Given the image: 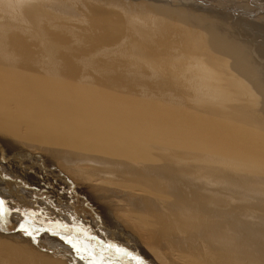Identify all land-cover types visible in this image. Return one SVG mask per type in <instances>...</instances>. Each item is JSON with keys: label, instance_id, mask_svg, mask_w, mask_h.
Listing matches in <instances>:
<instances>
[{"label": "rangeland", "instance_id": "1", "mask_svg": "<svg viewBox=\"0 0 264 264\" xmlns=\"http://www.w3.org/2000/svg\"><path fill=\"white\" fill-rule=\"evenodd\" d=\"M201 1L205 8L220 2ZM104 2L112 19L133 29L147 25L134 10L158 4ZM219 5L230 33L264 68V0ZM91 10L79 0H0V37L10 42L2 53L10 81L0 89V263L228 264L224 256L240 254L264 262V208L223 209L205 195L198 164L203 147L189 141L203 118L190 119L185 109L197 98L188 97L185 83L156 80L132 63L88 54ZM29 11L40 18L45 34H20L15 23ZM66 54L75 62L70 68L61 61ZM89 86L101 95L88 96ZM152 97L172 101L179 112ZM114 99L129 109L111 107ZM104 112H110L108 119ZM218 115L214 119L220 121L224 113ZM219 123L210 125H224L223 119ZM104 125L121 135L108 136ZM178 133L187 139L176 140ZM103 138L111 159L107 152L95 154ZM49 140L56 145L46 152L40 143Z\"/></svg>", "mask_w": 264, "mask_h": 264}, {"label": "bare ground", "instance_id": "2", "mask_svg": "<svg viewBox=\"0 0 264 264\" xmlns=\"http://www.w3.org/2000/svg\"><path fill=\"white\" fill-rule=\"evenodd\" d=\"M46 1L53 3L66 0ZM79 1L92 8L93 21L86 31L87 41H89L86 48L88 54L92 53L96 59L99 56H108L105 62L111 58L119 62L132 63L147 73L153 74L156 80L185 83L190 93L192 92L188 97L197 98L192 105L189 103V108L185 109L190 111V119L203 118L198 121V124L201 125L197 124L199 129H197V125V128L194 126L197 130L192 129L190 124V131L194 130V132L193 134L190 132L192 135H189V141L190 143H201L200 145L203 147V151L198 157V164L202 169L201 178L204 180L206 197L214 205L223 209H263L264 68L256 63L258 56L255 57L257 59L255 62L248 54L246 46L242 43L243 41H240L241 39L239 40V36L230 33L223 20L228 17H223V6L219 5L221 0L219 3H214L213 7L207 8L202 6L204 1L198 4L199 0H170L169 2L157 0L158 4H141L134 11L145 18L147 25L134 29L123 21L112 19L109 16L111 9L104 10V0ZM29 15H31L30 11L21 23H15V26L20 28V34L22 36H32L36 33L45 34L40 18ZM2 30L8 31L9 26H3ZM56 38L57 34L55 33L52 39ZM9 49V39L0 37L1 90L4 89L3 85L6 84V80L10 81V76L7 74L9 66L4 62L2 54ZM45 51L46 48H39L40 53ZM61 61L69 68L75 65L69 54H66ZM153 64L158 68L154 69ZM105 77L109 79V76ZM45 78L46 73H43L38 82L44 84ZM88 89V96L91 97L99 96L102 93L91 86ZM160 98L152 97L151 99L161 100L167 107L173 108L174 112H179V107L173 105L172 101ZM176 99L173 98V100ZM113 101L114 104L111 107L116 109L114 105L119 104V99ZM120 105L117 107L123 108ZM119 108L118 110H120ZM126 108H123L125 110L122 112H125ZM89 110L90 113L91 109ZM198 112L203 117H199ZM221 112L225 116L220 115L224 125H215L214 127V122L220 124L221 121V119L220 121L215 120L214 117L218 118V114ZM109 114L105 113L104 116L108 119ZM103 119L101 120L104 122L105 118ZM213 120L214 122H212ZM81 123L83 124L82 121ZM209 126H211V130L208 129ZM103 128L102 131L105 130L108 136L121 135V130L114 126ZM223 129L230 131V135L226 136L229 132L221 133ZM176 136L178 141L187 139L179 133ZM198 138L200 139L198 140ZM55 145V140L40 143L46 152L53 151ZM109 146V142L103 138L101 147L96 149L95 154L98 156L107 152L111 159L107 151ZM119 219V221H124V216H119ZM141 233V229L135 231V235L138 237L141 236ZM143 247L150 250L157 248L156 245L146 243H143ZM216 252L217 248L215 247L213 253ZM224 259L228 264H264V262L251 261L243 254L228 259L224 256ZM0 264L5 263L1 262Z\"/></svg>", "mask_w": 264, "mask_h": 264}, {"label": "snow or ice", "instance_id": "3", "mask_svg": "<svg viewBox=\"0 0 264 264\" xmlns=\"http://www.w3.org/2000/svg\"><path fill=\"white\" fill-rule=\"evenodd\" d=\"M2 201H0V205H2ZM3 216V210H2V208H0V217H2ZM29 235H30V233H29Z\"/></svg>", "mask_w": 264, "mask_h": 264}]
</instances>
